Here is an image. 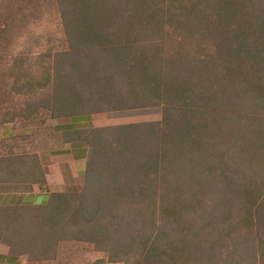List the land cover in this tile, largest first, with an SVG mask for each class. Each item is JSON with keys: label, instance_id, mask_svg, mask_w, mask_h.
<instances>
[{"label": "rangeland", "instance_id": "rangeland-1", "mask_svg": "<svg viewBox=\"0 0 264 264\" xmlns=\"http://www.w3.org/2000/svg\"><path fill=\"white\" fill-rule=\"evenodd\" d=\"M74 1L0 0V172L41 176L56 125L90 119L80 132L87 144L81 180L44 207L0 209V249L11 244L3 248L28 264H158L146 252H170L173 242L180 255L160 264H264V98L242 103L224 92L223 102L207 104L168 86L201 66L212 69L208 76L224 73L215 67L225 58L252 78L245 55L232 51L241 25L239 39L260 50L263 0L251 15L236 5L242 16L216 41L167 26L155 34L136 9L144 1L143 9L165 12L171 0H105L102 12ZM98 33L103 43L84 39ZM77 54L98 62L101 85L89 84L86 68L75 79L59 71ZM98 201L109 203L103 218L93 215Z\"/></svg>", "mask_w": 264, "mask_h": 264}, {"label": "trees", "instance_id": "trees-1", "mask_svg": "<svg viewBox=\"0 0 264 264\" xmlns=\"http://www.w3.org/2000/svg\"><path fill=\"white\" fill-rule=\"evenodd\" d=\"M104 1L105 0H99V1L76 0L73 2V4L75 8L82 9L83 11L87 10L91 12H102L103 8L105 9V7L103 6ZM261 1L262 0H190V2L184 4L181 3L179 0H171L169 9H167L165 12L164 10H161L158 7L155 8L153 7L152 10H148L146 8L143 9L144 6L143 4L147 2L138 1V5H137L138 8L136 7V9L140 8L142 14L144 16H147L151 24L154 22L153 27L154 30L156 31L155 34H159L160 31L162 32L163 29L165 30V27L167 26L171 28L172 31L173 29L176 28L177 30H179V32L182 35H185L186 37L194 36V35L196 36L200 35L203 37L209 36L210 38L216 41V33L219 30H222L224 28L227 29L229 27L230 20L231 21L235 20L237 15L242 16L238 12L237 8H235L236 5L242 4L243 7L245 6L248 9L245 15L247 13H249L248 15H251V11H253L251 9L253 8V6L255 5L259 7L261 5L260 4ZM262 3H264V0L262 1ZM75 13H76L75 18H78L77 16L80 13L78 12ZM164 16L165 19L171 21L169 24L170 26L165 23ZM244 29L246 28L242 27V25L238 27V36L236 38V40L238 41V46L232 51V56L235 58V57H239L241 54L245 55L248 61L246 62V66L244 65V68H249L251 70L252 78L247 77V74L243 69V65L236 62L230 63L229 61H226L227 59L225 58L222 60V62L219 65L217 64V66L215 67L217 68L218 66H223L224 73L222 72L217 74V71L214 70V74L212 76H208L211 75L212 72L210 70L212 69L207 68L206 66L205 67L201 66L197 74H192L191 73L192 71L186 70L187 77H186V81L183 80L184 81L183 83H181V81L176 82L175 81L176 76L170 79L171 84H168V86L169 85L171 86L169 87L170 92L174 96L177 95V97H182L186 92L192 91L196 99L205 102L207 104L215 101L223 102V100L226 99V95H225L226 92H229L232 98L241 101L242 103L251 102L254 99L260 100L264 98V82H263L264 79L259 76V73L261 74L264 73V70H261V68H264L263 66L264 51L263 52L261 51L262 48L264 49V43L262 41L258 43L261 44L259 46L260 48L259 50L257 47L252 46L251 44L248 43L250 39H247V37L243 39L242 38L239 39L240 38L239 36L243 34ZM78 34L80 33H78V29L76 28L75 35L77 36ZM84 39H86L88 43L92 44L93 41L103 43L106 37L101 33H98L96 35L92 34V36H88L84 34ZM260 39L262 40L264 39V34L260 37ZM77 56H78L77 59L73 57L71 62L68 61L62 63V66L60 67L59 71L60 72H63L65 70L70 71L72 76L71 79H75L76 77L81 76L82 71L86 68L89 74V84L94 85L95 81L100 84L105 81L104 76L102 77L99 75L103 73L100 71L101 69L100 67L97 68L98 62L96 60L94 59L92 60V58L87 56L86 58H90L87 61V59H85L83 55L77 54ZM169 64L171 66L170 62ZM230 64H235V65L230 66ZM172 68H175V66ZM204 72H208V74L206 75L205 79H201L205 75ZM202 90H204L205 93L208 92V94L203 96V94H201ZM182 138H186V137H182ZM192 140L195 145L194 147H197V149L194 150L192 149V152L196 153V156L200 155L202 153V150L200 148V142L198 141V139H192ZM164 141L166 143H171L170 142L171 140L169 139H165ZM181 142L184 143V139H182ZM253 151H254L252 152L253 154H257L256 148H254ZM186 156H190V155L187 154ZM202 157L206 158L204 155ZM118 158L120 157L117 156V160L119 161ZM102 165L104 167L107 166L106 163L105 164L103 163ZM113 165L114 163L111 161L109 166L107 167V170H110L111 167H113ZM97 203L98 204H94V206L92 207V208L95 207V212H93V215L95 217L100 215L103 218V215L105 214V206L108 207L109 203H107L106 205H104L103 202H99V201ZM99 212L100 214H98ZM146 242L144 244H146ZM185 242L187 243L188 241ZM181 243L183 244V246L186 245L182 241ZM1 245L2 247L7 246L9 249L12 248L11 244L8 243L6 244L3 242ZM168 245H169L168 250L170 252L166 250L163 251V249L162 250L153 249L150 253L146 252L145 256L154 257L152 259H154L155 262H158V264H160L161 257H165V258L168 257L169 260H173L180 254L177 253V251L174 249L173 242H169ZM187 256L190 259L191 254H187Z\"/></svg>", "mask_w": 264, "mask_h": 264}, {"label": "crops", "instance_id": "crops-1", "mask_svg": "<svg viewBox=\"0 0 264 264\" xmlns=\"http://www.w3.org/2000/svg\"><path fill=\"white\" fill-rule=\"evenodd\" d=\"M88 116L72 117L69 121L58 123L55 130L57 138L44 154V172L17 175L7 168L0 172V209L44 207L52 194L60 193L74 182L81 180L86 171L87 144L80 132L89 121ZM2 137H9L10 129L2 128ZM8 164V163H7ZM9 165V164H8ZM40 176V177H39ZM30 180V181H29ZM29 181V188L23 185ZM15 188H7L8 185ZM28 264L22 256L11 255L3 247L0 249V264Z\"/></svg>", "mask_w": 264, "mask_h": 264}]
</instances>
